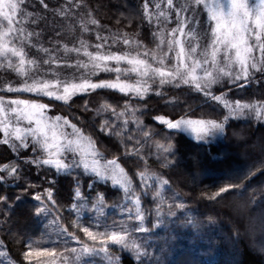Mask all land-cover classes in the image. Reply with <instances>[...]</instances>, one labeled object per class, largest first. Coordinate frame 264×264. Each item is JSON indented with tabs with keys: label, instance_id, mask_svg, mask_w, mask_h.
<instances>
[{
	"label": "trees",
	"instance_id": "16d2710c",
	"mask_svg": "<svg viewBox=\"0 0 264 264\" xmlns=\"http://www.w3.org/2000/svg\"><path fill=\"white\" fill-rule=\"evenodd\" d=\"M150 2L155 4L158 0ZM141 3L142 0H63L62 7L68 10V14L57 18L56 30L60 36H56L51 29L50 38L57 42L59 50L65 44L72 48L79 46L82 40L84 47L81 50L86 48L89 52L96 51L95 45L101 42L96 39L97 34L107 38L109 43L112 38L126 34L148 44V40H144V25L141 24ZM77 4L87 5L92 12L91 19L98 20L99 25H92L87 17H82V8H77ZM153 16L152 24L148 25L149 39H152L151 33L157 31L155 14ZM81 19L85 21L83 26L78 23ZM74 22L75 27L70 32L69 27ZM170 26L161 24V28L165 29L160 35L166 41L170 35L169 30H165ZM82 27H87L89 31H82ZM48 41L49 38L40 43L49 45ZM148 47L154 48V44H148ZM118 48L119 45L112 50ZM29 54L31 62L47 59L49 55L44 52L40 56ZM114 78L115 74L108 72L96 76L93 81ZM261 79L264 77L257 73L256 80ZM256 80L243 89L233 87L230 91L224 89L216 92L222 97L220 101L205 102L194 91L190 98L187 92H169L170 96L178 97L181 102L187 100L196 113L193 118L220 122L224 115H229L223 132L213 130L206 142H198L178 130H168L155 121L157 115L172 118L169 114L174 110L165 107L164 100L151 91L139 100L133 96L126 106L125 100L129 94L108 89L78 93L67 102H50L49 98L44 97L41 102L50 103L47 115L61 117L59 122L64 124V118L68 124H76L97 151V160L105 165L107 161L115 159L124 168L130 183L126 191L123 185L100 179L89 173L78 157L79 168L61 169L59 172L55 165H44L43 169L29 166L17 158L8 145L0 143V165H19L21 176L27 171L28 182L37 185L35 191L29 188L27 193H23L21 187L17 186L23 180L17 184L11 181L0 184V195L9 196L8 204L11 205L10 209L5 208L4 202L0 201V247L4 255V258L0 257V264H27L28 245L39 243L49 236L50 230L56 228L46 226L48 219L55 218L57 227L81 237L76 226L81 217V202L104 204L109 209L104 223L124 220L127 231L131 232L135 220L129 219V214L134 216L137 211L135 197L140 198L139 208L146 216L144 224L147 231L137 234L140 260L136 259L138 254L122 250L118 251V264H264V109L257 117L247 109L242 110L244 114L240 109L231 114L229 108L223 107L227 102L232 109H236V101L241 105H264V86ZM0 85L2 90L5 83ZM0 94L15 97V94L3 91ZM121 96L124 99H119ZM20 98L36 96L24 94ZM112 109H115V114ZM175 111L179 112L180 109ZM141 112L145 114L141 115ZM105 122L109 125L108 130L100 133L98 129ZM145 132H148V137H145ZM167 137L171 138L170 151L174 155L165 151L169 149ZM114 143L119 144V150L113 146ZM25 151L20 150L21 157ZM40 151V159L53 155H49L51 150L41 148ZM125 152L127 157L123 155ZM65 155L60 153L56 159L70 164L71 160L65 159ZM45 170L47 179L44 178ZM141 172L144 173L143 178L139 175ZM53 179L54 186L50 183ZM161 180L167 183L162 184ZM229 183L238 187L222 194L223 198L208 199L219 187ZM49 187H53L56 208L52 209L49 205L50 212L37 215L35 207L38 202L34 195L42 194ZM157 192L162 202L161 199L153 200ZM15 195H22V200L16 202ZM156 203H161L163 215L159 217L162 223L153 227L157 219ZM181 203L183 208L176 207ZM169 205L176 213L171 217L167 215ZM83 218L91 219L89 215ZM143 249L147 250L148 256L143 255Z\"/></svg>",
	"mask_w": 264,
	"mask_h": 264
},
{
	"label": "snow or ice",
	"instance_id": "6c2138e0",
	"mask_svg": "<svg viewBox=\"0 0 264 264\" xmlns=\"http://www.w3.org/2000/svg\"><path fill=\"white\" fill-rule=\"evenodd\" d=\"M25 0H0V18L6 22V27L0 29V56L4 58L16 57L19 67L17 71L23 77L22 82L17 86L11 84L0 91L5 93L15 94V97L0 94V127L4 133L3 143L8 145L17 158L22 159L26 165H35L37 168L43 169L44 165H55L56 171L61 169H75L80 167L77 162L75 153L80 152L81 161L85 169L89 168L86 162L87 154L80 149V141L77 140L76 147L73 148V141L67 140V145L61 149V145L57 142L61 137H67L69 133L58 132L62 126L58 125V121L62 118L59 116L49 117L46 110L49 109L50 103H43L41 100L44 97L49 98L50 102L54 101H69L78 93L87 94L96 89H108L118 91L121 94H129L125 100V106L128 100L133 96L140 99L145 94L154 92L156 96L164 100L165 107H172L174 112L169 115L172 118H167L165 115H157L154 117L160 125L166 126L168 130L191 131L195 133L196 139H204L206 135L213 130L223 132L225 123L229 120V115H224L223 120L218 122L216 119L206 120L202 118H193L196 113L188 104L187 100L181 102L178 97H172L169 92L180 90L187 92L189 98L193 91L198 94V98H202L205 102L220 101L222 97L216 95V92H221L224 89L241 88L251 86L253 80H256V75L259 73L264 77V0H259V6L252 5L250 0H181L179 3H174V0H159L158 3L152 4L150 0H142L140 5L141 24L144 25V40H148V44H154V48H149L141 39H132L126 34H122L112 38L111 43L105 37L97 34L96 39L101 41L95 45L96 51L89 52L85 48V55L88 57V63L81 65L79 60L71 57L63 58L58 61L54 55H49L47 59L32 61L36 67L30 74L25 72V52L24 47L31 44L27 36H39L40 33H28L25 36L23 27H14L17 21L18 14L24 17H32V13L25 11L22 7ZM44 9L48 8V4L44 0H40ZM77 8H82V17H87L92 25H99V21L91 19L92 12L87 5L77 4ZM207 10V19L203 20V11ZM53 14L56 9L53 8ZM61 16H67L68 10L61 8L59 11ZM156 17V32H152V39L148 38L150 31L148 25L152 24L153 15ZM161 18H163L161 20ZM35 24L36 20L33 19ZM80 26H83L85 21L81 19ZM165 27L174 23L171 28V39L167 41L160 33L164 32L161 24ZM75 27V22L69 27L71 32ZM188 27V32L185 28ZM199 29L198 35H193V32ZM52 31L56 36H60V32L53 27ZM82 31L88 32L87 27H82ZM185 37H188L185 39ZM75 39V37H74ZM49 45L51 49L58 50L57 42L49 37ZM19 45V47L17 46ZM119 45L117 50H112ZM36 47V45H32ZM66 52H74L79 54L81 47H84V42L81 40L79 46H74L68 49L65 44ZM44 53H49V48L43 49ZM256 53H259L256 55ZM199 57V58H197ZM110 62H114L113 67H110ZM121 65H124L121 67ZM13 65L11 60L8 62V67ZM90 66V75H95L98 71L106 73L112 72L115 74L114 79H98L93 81L88 77L89 73L81 71V67L88 69ZM199 72V74H197ZM51 77V79H46ZM123 77V79H122ZM79 80L80 82H69ZM135 80L136 82H130ZM258 84L264 86V79L256 80ZM168 91H165V89ZM24 94H35L36 98H20ZM119 99H124L121 96ZM236 109H232L227 102L224 103V108H229L231 114H235L237 109H240L242 114L244 109L254 113L257 117L261 116V111L264 105L258 107L255 104H243L236 101ZM87 110V102L84 104ZM110 107V106H109ZM180 111L176 112L175 109ZM115 114V109H112ZM145 114L141 112V115ZM52 121L46 123L45 121ZM65 124H68L64 118ZM127 121H125V125ZM108 123L100 125L98 131L104 133L108 130ZM146 127V126H145ZM74 132L79 130L76 124H71ZM51 131V137L49 132ZM148 137V132L144 133ZM159 135V133H155ZM51 139V143H50ZM169 149L165 151L169 155H174L171 149V138L167 137ZM113 146L119 150V144L114 143ZM56 148L60 153H66L65 159L71 160L70 164H64L59 158L57 159H40L41 151ZM26 150L21 157L20 150ZM29 152L31 156H29ZM52 155V153H49ZM91 155L95 156L93 152ZM127 157V153L123 154ZM27 157V159H24ZM108 165L113 166L111 169L101 171L96 165L99 161H93L92 171L98 176H110L114 183L122 184L127 191L130 183V178L125 173L124 168L117 164L116 160L107 161ZM0 184H6L9 181L17 184L23 180L21 187L23 193H27L29 188L33 191L37 185L28 182L29 173L25 171L22 177L19 165H0ZM135 175V172H133ZM143 178L144 173H139ZM45 179H47V170H45ZM50 183L54 186L55 180ZM79 185V179L76 181ZM162 184L167 181L161 180ZM27 185V187H25ZM91 188V184L88 185ZM237 185L226 184L219 187L213 195L208 196L209 200H215L217 197L223 198L222 194L228 193L230 189L237 188ZM79 193H77L78 195ZM43 197V198H42ZM9 196L0 195V201L4 202L5 208H11L8 204ZM38 206L35 207V214L39 215L43 212H50L48 207L56 208V201L53 199V187L43 190L42 194L34 195ZM161 199L160 193L153 195V200ZM22 200V195H15V201ZM162 202V199H161ZM137 211L134 216H129L141 222V227L136 228V231H147L143 228V223L146 219L145 213L139 208L140 198L135 197ZM76 207L75 204L72 205ZM178 208H183L184 205H176ZM169 205L167 215L174 216L176 213L171 210ZM59 211V209H56ZM163 215L161 203L155 205V216L157 219L153 227L162 223L159 219ZM6 219H10L6 218ZM82 232L91 241L95 242L98 238V233L94 232L91 226L82 228ZM64 235H68L71 239H77L74 235L67 233L64 230ZM125 232L112 231L102 233L104 237L102 243L111 241L114 244L121 245L123 248L129 247L123 240ZM51 244H56V241H51ZM66 243V241H63ZM58 246V245H57ZM83 251L85 253L94 251V247L84 244ZM139 251L138 245H133ZM45 254H53L56 247H52L51 253L49 248L40 249ZM74 251V250H72ZM143 255L148 256L149 253L143 249ZM26 255L32 257L36 252L29 250ZM140 260V255L136 256Z\"/></svg>",
	"mask_w": 264,
	"mask_h": 264
},
{
	"label": "rangeland",
	"instance_id": "374dc122",
	"mask_svg": "<svg viewBox=\"0 0 264 264\" xmlns=\"http://www.w3.org/2000/svg\"><path fill=\"white\" fill-rule=\"evenodd\" d=\"M62 1L63 0H44V3L48 4V8L44 9L43 5L40 3V0H25L24 5L22 7L25 9V11L32 13V17H24L22 14H18L17 21L14 25V27H23L25 29V36H27L28 33H40V35L37 37L35 35L33 36H27V39L31 41V44L24 47L25 52V66L24 70L27 73H31L34 71L36 65L31 63V55L30 52L40 56L41 53H43L44 48H49V55H54L56 59H63V58H73L75 60H79L81 65L88 63V57L85 55V50L80 51L79 54L74 52H66L64 48H61L60 50H53L49 45H42L40 42L45 41V39L50 37V30L53 29V27L57 28L58 25L56 24L57 18L61 16L59 14V11L62 7ZM159 2V0H158ZM181 0H174V3H179ZM250 3L255 6H259V0H250ZM53 8H55L57 11L55 14H53ZM207 10L205 9L203 11V20L207 19ZM154 18V16H153ZM35 19L36 23L33 24L32 20ZM6 22L0 18V29L5 28ZM174 23L171 24L169 28H166L165 31L169 30V35L171 33V28L174 27ZM165 29V28H164ZM185 32H188V27L185 28ZM199 29L193 32V35H198ZM188 37H185L187 39ZM171 39V35H170ZM32 45H36V47H33ZM19 47V45H17ZM72 47H68V49H71ZM94 52V51H93ZM259 53H256L258 55ZM48 55V56H49ZM47 56V58H48ZM199 58V57H197ZM30 59V60H29ZM11 60L12 67H8V62ZM110 67L115 66L114 62H110ZM19 67L18 59L16 57H8L7 59L3 56H0V84L5 83L3 86V89L6 87V85L11 84L12 86H17L19 82H22L23 77H21L20 73L17 71ZM81 71L84 73H89L88 77L89 79L93 80L96 76H100L101 74H104L106 72L104 71H98L95 75H90V66L88 69H84L81 67ZM199 74V72L197 73ZM46 79H51V77H46ZM69 82H80L79 80L75 81H69ZM1 87V85H0ZM46 123H51L52 121H45ZM62 122V121H61ZM61 122H57L58 125L62 126V129H58L59 131H63L66 133H69L66 138L61 137L57 142L61 145V149H64L67 145V140L71 139L73 141L72 147L75 148L76 141H80V149L87 154L86 156V162L89 164V168L86 169L89 173H92L94 175H97L95 172L92 171L93 167V161L97 160V151L95 150L92 143L86 140V138L83 136V134L78 131L74 132V130L71 128L70 124H64ZM1 129V138L0 143H3L4 139V133ZM181 131V130H178ZM185 133L188 137L198 141V142H206L207 138L210 136L211 132L206 135L204 139H196L195 133H192L191 131H181ZM49 137H51V131L49 132ZM51 143V139H50ZM51 150V153L53 154L50 156L53 159H56V156L60 154V152L57 151L56 148L49 149ZM95 152L96 155L93 156L91 153ZM75 156L80 158V152L75 153ZM98 161V160H97ZM82 165L83 162L81 161ZM101 171H104L105 169H111V167L107 164L103 165L99 162L98 165H96ZM100 179L103 180H113L110 176L108 177H101L98 176ZM114 183V182H113ZM118 184V183H115ZM122 185V184H118ZM81 208V217L78 222H76V226L78 230L81 232V237L76 236L77 239H71L68 235H64V229L57 227L58 223L56 219H48L46 222V226L56 227L53 230L49 231V236L47 238L42 239L39 243L33 242L32 244L28 245V251L31 250L33 252H36V255L32 257H27V264H118V251H130L131 253H134L135 255L139 254L141 251L138 252V250L133 245H138L140 248V244L138 243V236L137 234L142 233L143 231H136L135 229L138 227H141V222L135 220L134 228L131 230V232L127 231L126 227V221L123 220V222H113L112 224L110 222L104 223L105 216L108 214L109 209L101 203H80ZM134 212V210H132ZM136 211L134 212L135 215ZM89 215L91 219H84L83 216ZM130 216V214H129ZM132 221V220H131ZM85 226H91L92 230L96 233H98L97 241L93 242L88 238L86 235L83 234L82 228ZM143 228H145V224L143 223ZM112 231L117 232H125L126 234L123 236V240L126 244L129 245L127 248H123L121 245L114 244L111 241H106L102 243L104 237L100 234L102 233H108L111 234ZM135 234V235H134ZM51 241H56V244H51ZM63 241H66V243H63ZM88 244L89 246L94 247V251L85 253L83 251V245ZM58 245V246H57ZM48 247L49 253H51L52 247H56V251L53 254H45L40 251V249ZM141 249V248H140ZM74 250V251H72ZM2 250L0 247V257L4 258V255H2Z\"/></svg>",
	"mask_w": 264,
	"mask_h": 264
}]
</instances>
